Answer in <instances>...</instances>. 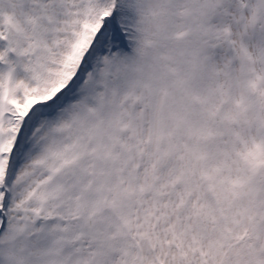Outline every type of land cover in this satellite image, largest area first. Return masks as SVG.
<instances>
[{"label":"rangeland","instance_id":"374dc122","mask_svg":"<svg viewBox=\"0 0 264 264\" xmlns=\"http://www.w3.org/2000/svg\"><path fill=\"white\" fill-rule=\"evenodd\" d=\"M0 205V264H264V0H0Z\"/></svg>","mask_w":264,"mask_h":264},{"label":"trees","instance_id":"16d2710c","mask_svg":"<svg viewBox=\"0 0 264 264\" xmlns=\"http://www.w3.org/2000/svg\"><path fill=\"white\" fill-rule=\"evenodd\" d=\"M107 32V31H106ZM102 34H104L105 32H101ZM118 33V32H117ZM109 37L111 38V40H116V42L118 43V44H120V42H121V40L123 41V39H122V37H121V35H119V34H112V35H109ZM110 46V45H109ZM100 47H101V45L100 44H98V42L96 41H94V42H92V45L90 46V48H89V52H87L88 54H87V56H86V58H88V57H91V56H93V55H96L97 53H98V51L97 50H100ZM111 47V46H110ZM100 53H103V52H100ZM89 63H91L89 60H87ZM0 207H1V209H2V205H0ZM58 217V216H57ZM77 219V215H74V218H72V219H69V221H75ZM122 225H126V228H127V223H125V221L123 222L122 221ZM252 229H250V228H245V231H244V233H243V235H241L242 236V240H248L249 238H250V235H252ZM264 244V243H263ZM230 245V244H229ZM228 244H225L224 245V247L226 248V250H225V254H228L229 253V249H230V247H228L229 246ZM263 251H264V246H263ZM252 254H253V257L255 256V252H252ZM253 257H252V259H253Z\"/></svg>","mask_w":264,"mask_h":264}]
</instances>
